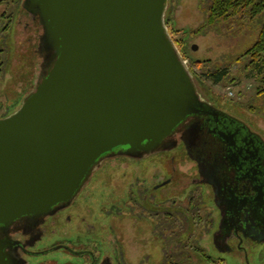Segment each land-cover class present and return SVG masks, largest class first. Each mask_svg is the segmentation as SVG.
I'll use <instances>...</instances> for the list:
<instances>
[{
	"label": "flooded vegetation",
	"instance_id": "1",
	"mask_svg": "<svg viewBox=\"0 0 264 264\" xmlns=\"http://www.w3.org/2000/svg\"><path fill=\"white\" fill-rule=\"evenodd\" d=\"M2 4L0 73L8 78L0 80V117L33 88L54 53L29 0ZM200 94L203 112L159 146L140 150L139 157L121 148L98 162L70 202L11 223L0 234L10 239L11 263L32 264L28 258L60 249V259L52 254L39 264H227L226 257L252 264L248 249L264 244V120L252 112L242 118L228 99ZM100 183L113 189L108 226L88 218V200ZM53 235L55 243L37 248Z\"/></svg>",
	"mask_w": 264,
	"mask_h": 264
},
{
	"label": "water",
	"instance_id": "2",
	"mask_svg": "<svg viewBox=\"0 0 264 264\" xmlns=\"http://www.w3.org/2000/svg\"><path fill=\"white\" fill-rule=\"evenodd\" d=\"M29 1L54 53L0 117V234L70 202L104 157L159 146L205 103L169 34V0ZM10 243L0 235V264L15 259Z\"/></svg>",
	"mask_w": 264,
	"mask_h": 264
},
{
	"label": "rangeland",
	"instance_id": "3",
	"mask_svg": "<svg viewBox=\"0 0 264 264\" xmlns=\"http://www.w3.org/2000/svg\"><path fill=\"white\" fill-rule=\"evenodd\" d=\"M6 1V0H3ZM209 0H169L165 14L170 24H166L171 38L176 47L181 43L183 52L187 57V66L194 79L199 82L202 88L211 98L228 99L232 103L233 112L237 115L247 117L246 113L258 114L264 120V81L261 76H252L250 67L243 60L235 61V57L242 54L251 46L257 38L260 30L263 15H252L250 11H242L228 19H221L213 24L207 22ZM4 4L0 6V11ZM11 11V7L5 9ZM192 45L196 49H192ZM3 47V45H2ZM179 52L180 49L178 48ZM0 51V70L5 63V52ZM181 53V52H180ZM182 55V54H181ZM200 61L199 63H195ZM228 65V76L219 83H213L211 79L204 76L203 72L214 67ZM8 69V68H7ZM4 75V77H3ZM7 79L6 73H0V80ZM10 81V80H9ZM201 89V90H202ZM3 94H0V103L4 106ZM2 110H0L1 114ZM264 133V127L261 128ZM129 169L128 172H132ZM156 171H160L157 169ZM161 175H164L161 173ZM100 189L88 200V218L96 220L102 226L109 225V218L106 210H109L110 200H107L113 190L108 184L98 185ZM169 187V185H167ZM191 189V188H190ZM116 192H114L115 194ZM113 195V194H112ZM115 195L114 203H117ZM200 214L204 215L201 211ZM138 216V214H137ZM109 220V221H108ZM108 221V222H107ZM53 235L44 240L37 248L45 245H52L57 240ZM52 249L48 256L34 255L28 258L32 264H39L40 258L60 259V249ZM252 255V264H264V244L248 249ZM109 257V254H108ZM236 262V260H234ZM227 264H235L233 260L226 257ZM43 264V263H42Z\"/></svg>",
	"mask_w": 264,
	"mask_h": 264
},
{
	"label": "trees",
	"instance_id": "4",
	"mask_svg": "<svg viewBox=\"0 0 264 264\" xmlns=\"http://www.w3.org/2000/svg\"><path fill=\"white\" fill-rule=\"evenodd\" d=\"M207 22L213 24L218 20L228 19L233 15H237L242 11H250L252 15L264 16V0H209L208 4ZM166 24H170L169 20L165 17ZM178 48L184 59H187V55L183 52L181 43L178 44ZM235 61H246L247 66L250 67L252 76H261V80L264 81V19L261 21L259 33L254 43L249 46L242 54L238 55L234 59ZM196 61L195 63H199ZM228 65H222L208 69L203 72L204 76L211 79L213 83H219L228 76ZM264 92V91H263ZM191 226L189 230L191 232Z\"/></svg>",
	"mask_w": 264,
	"mask_h": 264
}]
</instances>
